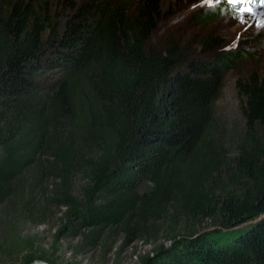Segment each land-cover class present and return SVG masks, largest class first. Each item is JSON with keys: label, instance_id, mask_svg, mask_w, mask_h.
I'll use <instances>...</instances> for the list:
<instances>
[{"label": "trees", "instance_id": "obj_1", "mask_svg": "<svg viewBox=\"0 0 264 264\" xmlns=\"http://www.w3.org/2000/svg\"><path fill=\"white\" fill-rule=\"evenodd\" d=\"M58 1L68 15L62 32L49 0H0V205L35 210L30 193L59 178L50 201L73 206L64 188L88 171L93 187L83 193L88 206L74 210L76 232L125 225L136 237L169 217L193 228L212 220L218 228L204 234L174 235L158 264H264V216L232 230L264 213V76L236 80L248 131L227 164L208 129L236 56L218 37L206 34L195 54L177 38L151 46L159 0L129 8L127 0ZM193 19L211 17L200 11ZM42 68L62 73L37 96L33 77ZM142 180L149 191H139ZM94 189L106 197L97 205ZM35 258L56 264L44 252L28 253L22 264Z\"/></svg>", "mask_w": 264, "mask_h": 264}, {"label": "rangeland", "instance_id": "obj_2", "mask_svg": "<svg viewBox=\"0 0 264 264\" xmlns=\"http://www.w3.org/2000/svg\"><path fill=\"white\" fill-rule=\"evenodd\" d=\"M73 1L79 4L81 0ZM137 1L139 0H127L124 5L129 8ZM49 4H52L50 9L56 16L58 31L62 32L68 20L67 12L59 6L58 0H49ZM220 4L224 5L222 9ZM235 6L237 5H230L228 0H213L211 4H205L203 0H159V16L148 42L151 46H158L166 43L168 38H177V42L186 47V52L195 54L201 52L199 44L202 38L206 34H213L218 37L224 49L235 54L236 63H231L224 75L219 97L213 104V117L208 129L212 143L222 146L227 164L232 161L237 143L243 141L248 131L245 117L239 108L236 80L253 71L264 76V4L259 3V0L249 6L245 4L242 9L251 7V14L243 13L242 9H230ZM200 11L210 13L211 19L206 24H198L193 19ZM61 73L60 68L39 70L33 77L37 82L33 93L37 96L47 94L51 84ZM230 166L222 165L223 173L231 171ZM89 180L88 171L72 175L69 187L64 189L76 199L73 206H57L50 201V198L60 192V186H63L59 178L44 180L30 193L35 195V210L22 211L16 203H2L0 264H22L23 257L30 252H44L56 264H158L162 256L160 252H170L173 236L178 232L185 230V235L194 232L191 236H195L218 228L217 221L197 222V227L193 228L191 221L184 220L185 217L176 220L180 222L179 225L176 221L174 224L173 217H169L149 223L148 226H152L154 231L146 236L135 237L131 234L133 228L125 225L104 230L89 228L78 233L75 229L77 216L74 210L81 205H84V209L88 206L83 193L93 187ZM136 185L140 192L151 189V183L147 180ZM231 187L236 191L241 190L239 185L227 186ZM25 196L28 198L26 193ZM104 199L106 197L103 193L94 189L91 203L97 205ZM263 216L264 213L254 216L252 222L240 223L232 230L244 228L249 223L261 220ZM155 231L158 232L153 234ZM92 237L97 241L92 240ZM211 240L208 241L212 243ZM163 257H167L166 254Z\"/></svg>", "mask_w": 264, "mask_h": 264}, {"label": "snow or ice", "instance_id": "obj_3", "mask_svg": "<svg viewBox=\"0 0 264 264\" xmlns=\"http://www.w3.org/2000/svg\"><path fill=\"white\" fill-rule=\"evenodd\" d=\"M203 2L205 4H211L213 2V0H203ZM257 0H228V3L230 5H239L241 3H245V4H253L256 3ZM259 3L264 4V0H259ZM195 6V5H194ZM243 13H248L251 14L253 12V9L251 7H247L241 10Z\"/></svg>", "mask_w": 264, "mask_h": 264}, {"label": "water", "instance_id": "obj_4", "mask_svg": "<svg viewBox=\"0 0 264 264\" xmlns=\"http://www.w3.org/2000/svg\"><path fill=\"white\" fill-rule=\"evenodd\" d=\"M28 264H50V263L45 260L35 258L32 261H30Z\"/></svg>", "mask_w": 264, "mask_h": 264}, {"label": "clouds", "instance_id": "obj_5", "mask_svg": "<svg viewBox=\"0 0 264 264\" xmlns=\"http://www.w3.org/2000/svg\"><path fill=\"white\" fill-rule=\"evenodd\" d=\"M244 5H245V3H241V4L237 5V6H235L234 8H230V9L239 11V10H241L243 8ZM246 5L249 6V4H246ZM230 9H227V10H230Z\"/></svg>", "mask_w": 264, "mask_h": 264}]
</instances>
